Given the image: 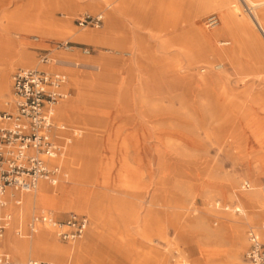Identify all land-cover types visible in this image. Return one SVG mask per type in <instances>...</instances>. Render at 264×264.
Segmentation results:
<instances>
[{
  "label": "rangeland",
  "instance_id": "obj_1",
  "mask_svg": "<svg viewBox=\"0 0 264 264\" xmlns=\"http://www.w3.org/2000/svg\"><path fill=\"white\" fill-rule=\"evenodd\" d=\"M123 1L140 11L133 23L119 13L127 21L115 28L114 42L119 40L122 50L93 40L81 44L62 32L64 24L75 32L103 31L106 16L101 28H80L75 19L85 12H104L108 3L117 7ZM250 7L246 0H0V85L4 82L1 71L9 73L7 89L0 94V110L11 99L12 75L19 68L64 71L69 78L65 88L70 97L62 104L86 91L91 107L96 113L100 111L93 121L84 116L83 102L76 106L75 119L69 114L66 120L56 115L60 122L81 132L72 141L85 142L91 137L88 143L94 147L80 154L86 166L92 164L96 171L87 172L79 187L93 199L97 189L105 204L101 207L103 219L112 215L119 230L105 245L110 229L104 225L97 240L91 236L95 221L86 209L87 202L77 203L83 211L71 207L75 202H65L62 207L58 201L29 206L23 202L21 208L11 205L7 209L13 215V228L0 237V244L7 237L30 244L33 235L22 237L17 231L26 232L31 217L42 211L58 219L72 212L88 215L91 225L82 239L62 242L54 232L51 238L61 247L93 240L95 244H88L90 249L79 255L82 258L71 253L54 259L45 253L28 252L21 263L6 244L0 253H10L14 264H27L31 259L54 264H100L99 255L102 264H155L148 256L143 260L138 256L142 251V226L147 224L154 232L159 225L163 227L166 239L161 240V247L168 249L174 241L180 248L175 256L182 264H212L215 250L235 248L232 225L242 214L226 211L224 206L243 207L230 195L249 193L242 188L244 181L251 183L250 190L264 195V59L257 60L246 45H241L232 64L227 58H215L213 47L232 48L234 38L245 36L246 26L259 35L248 18ZM257 12L264 23V7ZM210 15L218 17L214 28L206 27ZM226 25L228 28L222 31ZM217 31L219 35L214 37ZM205 34L211 35L209 43L207 38L202 40ZM67 40L91 49V55L82 54L79 47L74 49L76 62H95L99 69L83 68L74 80L71 74L75 70L40 63L43 53L54 60L64 57L67 51L58 49L57 44ZM206 44H210L207 58L200 51ZM95 55L103 56L98 59ZM91 56L95 59H89ZM216 64H223L224 71L216 70ZM217 77L218 85L213 82ZM73 148L68 146L62 162L68 177L57 183L64 182L68 191L76 186L71 181L69 163ZM25 196L35 197V193L20 195L22 199ZM65 196L59 200L66 201ZM4 212L0 207V217ZM262 224L264 218L257 215L254 222L243 225L245 239L250 227L260 229ZM212 234L219 239L214 240ZM248 248L249 241L240 253L243 264H249L245 258ZM174 259H168L167 264L176 263ZM228 261L222 257L219 263Z\"/></svg>",
  "mask_w": 264,
  "mask_h": 264
},
{
  "label": "built area",
  "instance_id": "obj_2",
  "mask_svg": "<svg viewBox=\"0 0 264 264\" xmlns=\"http://www.w3.org/2000/svg\"><path fill=\"white\" fill-rule=\"evenodd\" d=\"M80 28H101L105 13L85 12L75 19ZM218 17L210 15L206 27L218 25ZM80 48L82 54L91 55L87 46L71 41L58 42L57 48L71 52ZM53 62L49 53L40 56V63ZM77 65V63H76ZM216 70L223 68L216 64ZM206 69L203 68V72ZM68 75L61 70L49 71L38 68H19L12 75L11 99L0 110V207L5 212L0 217V237H4L11 221V205L21 208L20 195L35 192L41 182L56 185L68 177L62 166L68 146L81 132L62 123L57 118V105L70 97L65 87ZM67 134V135H66ZM242 188L252 189L249 181ZM226 211L242 214L240 207L224 206ZM91 221L88 215L72 212L65 219H58L50 212L35 213L27 223L26 232L18 230L20 236L31 237L40 227L52 229L62 242H75L87 233ZM264 224L261 228L250 227L247 236L249 248L245 258L249 264H264ZM0 264H14L8 252L0 253ZM27 264H54L51 261L31 259Z\"/></svg>",
  "mask_w": 264,
  "mask_h": 264
},
{
  "label": "bare ground",
  "instance_id": "obj_3",
  "mask_svg": "<svg viewBox=\"0 0 264 264\" xmlns=\"http://www.w3.org/2000/svg\"><path fill=\"white\" fill-rule=\"evenodd\" d=\"M91 1L93 2L96 0H91ZM246 2H249L250 6H251L250 7L251 15L248 16V18H249L250 22L252 23V25L257 30L259 35H255L254 32H253L254 33L253 34L251 31L252 29L250 30L249 27L246 26L245 29L243 30L245 36L242 39L233 37L235 39V45L232 48L220 50V49H217L216 47H213V55L215 58L222 59L223 61L225 60V58H227V59H229V61L232 64H234L235 63V55H236L238 48L241 45H246L253 52V55L255 56V58L257 60L264 59V23H263L262 18L259 16V14L257 12L258 9L264 7V0H259L256 2H253L251 0H246ZM113 5H114L113 3H108L106 5L107 7L105 8L106 11H104V13H105V16L107 17V19H110L111 14L116 13L117 11L119 13H121V12L124 13V11H123V9L125 8L124 1L122 2V4L118 5L117 7H114ZM117 19L118 18H114L112 20L113 22L111 21L112 25L114 27L117 26V21H118ZM132 20L134 21L135 19L133 18ZM106 22H107V26H108V24H109L108 20H106ZM46 24H47V26H49L51 24L50 20H48L46 22ZM62 27H63L62 32H64V34H69L68 37H71L74 41H77L80 43H88L94 39H96V40L97 39L98 40L106 39L107 35H108L106 29L103 31H96V32H93L90 30L75 32L67 24L62 25ZM225 28H228V25L224 26V28L221 30L223 31V30H225ZM39 32H41V35L44 33V31H42V29L39 30ZM47 32H49V30L48 31L46 30L45 33H47ZM218 35H219V31H217V33L216 32L213 33L214 37H216ZM205 38H207L208 43H209L211 35L205 34V37H203L202 40L203 39L205 40ZM227 44L228 43H224V45H227ZM220 45H223V43L220 42ZM133 47H134V45H133ZM117 48H120L122 50L124 47L121 44ZM197 50H199V49L197 48ZM200 51H201V53H204L205 58H207L210 54V44H206V46L203 47L202 49H200ZM58 52H60V51H58ZM125 54L131 56L132 53L125 52ZM73 56H75L74 51L65 52L64 57H60V58H57L55 60L53 59L52 63H53V65H58V66L60 65V66L65 67V68L67 67V68H71V70L72 69L75 70L71 74L73 76L74 80L75 79L78 80V77L80 76L79 71H82L83 68L91 66L92 68H95L96 70L99 69V65L96 64L95 62H87V61H84L83 63L76 62L73 59ZM85 59H88V58H85ZM89 59H95V58H93L91 56ZM76 63H77V65H76ZM102 65H104V64H102ZM102 65H100V66H102ZM5 71L6 70L1 71V77L4 78V82H3V84L0 85V94L4 93V91L7 89V83L9 82L7 79L8 78L7 76L9 73L7 71L6 72ZM223 71H224V68H223ZM204 82L206 83V81H204ZM213 82L217 83V85H218L220 83V80L217 77L216 80H214ZM207 83H209V82H207ZM83 92H85L84 95L82 94ZM83 92L80 91L77 98H75V100H71L69 103L62 104L63 102H65L67 100L61 101L57 105V115H59L61 118L64 119L65 115L69 114V115H71L72 118H74V116H75L74 112H75V109L77 108L76 107L77 104L83 102L84 106H86V111L84 112V116L87 119H92V121H93V119H95V114L99 115L100 111H97V113H96V110H94L92 108L93 106L90 103L91 102L90 97L87 95L85 90ZM237 96H238V94H237ZM228 112H229V110H228ZM225 113H226V111H225ZM243 118H245V120H246V117H243ZM64 120H66V119H64ZM233 124H235V123H233ZM90 138H88L87 141H85V142L84 141L79 142V141L74 140V141H71V143L69 145V148H71L72 145L74 147L73 153L71 154V156H69V163L71 164V171H72V180L71 181L74 182V184L76 185L74 188H72L71 190L68 191L66 189V184L64 182L63 183L61 182L60 184L53 185L55 187H50L46 182H41L38 189L35 192H33V193H35V197L34 196H25V197H23L22 200L28 206L31 205V203H33V202L34 203L35 202H44V203L45 202L46 203L51 202V203L55 204L58 201V203L60 204L59 206L62 207V205L65 204V202H68V203L69 202H75V205H72L71 207H76L80 211H83V208H81V205H79L77 207V203L80 202L83 204V203L87 202L86 209L88 210L92 219L95 221V227L91 230V236L95 240H97L101 235V231L103 230L102 228L104 227V225H108V227L110 229L109 232L111 234L108 235L107 238L103 241L105 243V245H107V243L111 241L112 236H114V234H116L115 232L119 231L117 229V227L114 226V224L112 222V218H110L112 215H109L108 219H106V220L103 219L101 207L105 206V204L103 203L102 200H100L101 198H99V193L97 192V189H95L93 192V196L95 198V199H93L90 197V195H91L90 193L85 191V189L83 190L82 188L79 187V185H82V178H84V176L87 174V172L96 171V168L94 166H92V164H90V167H89V165L86 166V164H88V163H85L86 162L85 159L83 160V158L81 157V154H80V151H82L83 149L88 150V149H91L92 147H94V146L91 147V145H93V144L90 143L91 145H89V143H88ZM260 140H261V138H260ZM97 171H98V169H97ZM64 180L65 179H62V181H64ZM91 183L92 182H90V184ZM232 191H231V193H232ZM28 194H30V193H28ZM65 195L68 196L69 200L68 199L66 201L59 200V199L64 198L63 196H65ZM230 196H231L230 197L231 199L232 198L235 199V201H238L239 205H241L243 207V210L241 209L242 210V216L238 220H235V218L233 219V220H235V222L233 223L232 228L234 231V238H235L234 241L236 243V247L235 248L230 247L227 250H224V249L222 250V248L215 250L213 252L212 264H215V263L221 264V263H219V260L222 257L229 259L227 264H243L241 262L240 253L248 241L245 239L244 234H243V225L245 226V224H248L250 222H254L255 217L257 215H260L264 218V195H262L258 191L254 190V189L249 190V193L247 192L243 195H241V194L239 195V194H236L234 192ZM24 199H25V201H24ZM43 212H48V211H43ZM12 228H13L12 224H10L7 232H11ZM162 228L163 227H161V225H159L156 228L157 231L154 232L153 230H151L148 227V224L145 225L144 227L142 226L143 231H141V234H140L141 235V240H140L141 242L140 243L142 246L141 247L142 251L139 253V256L142 258H140V260H143V259H145V256L146 257L148 256L155 264H167L168 259L175 258L174 260L177 262L174 264H182V260L180 258H178V256H175L176 254L177 255L180 254L179 253L180 248L178 247V245L174 241H171L169 243L168 249L161 247V245H163L161 240L166 239L165 238L166 234L163 232ZM106 229H108V228H106ZM52 232H54V231L48 227H40L39 230L37 231V233L33 234V240L30 244H24L18 240H12L10 237H7L5 239V244L9 248H11V251L12 250L14 251L15 257L21 263H23V252H22L23 249L29 253L31 252V253L36 254V255H39L41 253H45L47 255V257H51L54 259L64 258L67 254H71V253L82 258V256H79V255L83 254L85 251L90 249V248L88 249V244H90L91 246H93L95 244V240H93L92 242H89L87 244L81 243V244H77L74 246L61 247L56 242H54L53 239L51 238ZM117 233H119V232H117ZM120 234H122V233H120ZM262 235L264 236V231H263ZM212 238H214V240L219 239V237L216 234H212ZM168 242H169V240H168ZM99 256L101 258L100 264H102L104 262L103 257L101 255H99Z\"/></svg>",
  "mask_w": 264,
  "mask_h": 264
},
{
  "label": "crops",
  "instance_id": "obj_4",
  "mask_svg": "<svg viewBox=\"0 0 264 264\" xmlns=\"http://www.w3.org/2000/svg\"><path fill=\"white\" fill-rule=\"evenodd\" d=\"M125 8L123 9L124 11V14L127 16V18H129L130 20L131 19H135L137 20V16H136V13L139 12V7H134V5L132 4V7H128V5H124ZM107 7V6H106ZM105 10V9H104ZM106 11V10H105ZM115 14V15H114ZM128 14V15H127ZM130 15V16H129ZM114 18H118L117 20V25H119L120 22H123V23H126L127 21L124 20V18L122 17V15L119 14V12L117 11L116 13H113L111 14V18L110 19H107L108 20V26H107V22H105V26H104V30L106 29L107 31V38L106 39H102V40H96L94 39L93 41L94 42H97V43H101V44H106L108 46H114V47H118L119 45H121L120 41L118 40L117 42H114L115 40V28H117V26H113L112 25V20ZM112 21V22H111ZM131 23H133V20L130 21ZM127 24V23H126ZM136 25V24H135ZM135 29V27H134ZM109 37V38H108ZM77 42V41H76ZM80 43V42H79ZM223 45L224 43H228L230 44V42H222ZM82 44V43H81ZM112 44V45H111ZM227 44V45H228ZM103 55H95L96 58H101ZM42 64V63H41ZM52 64V63H50ZM42 65H49V64H42ZM61 67V66H60ZM38 68V67H37ZM26 206V205H25ZM93 225V224H92ZM1 241V240H0ZM3 247H5V239L3 240V244H0V249H2ZM23 260L25 259V255L28 253L26 250L23 249ZM139 256V255H138ZM142 258L139 256V259ZM18 264V263H17Z\"/></svg>",
  "mask_w": 264,
  "mask_h": 264
}]
</instances>
